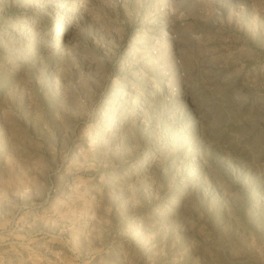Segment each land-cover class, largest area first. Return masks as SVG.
Wrapping results in <instances>:
<instances>
[{
  "label": "rangeland",
  "instance_id": "rangeland-1",
  "mask_svg": "<svg viewBox=\"0 0 264 264\" xmlns=\"http://www.w3.org/2000/svg\"><path fill=\"white\" fill-rule=\"evenodd\" d=\"M0 264H264V0H0Z\"/></svg>",
  "mask_w": 264,
  "mask_h": 264
}]
</instances>
